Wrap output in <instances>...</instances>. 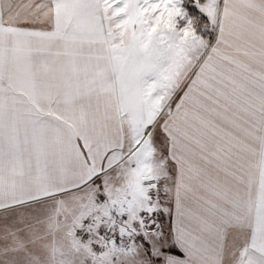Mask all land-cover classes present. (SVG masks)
Masks as SVG:
<instances>
[{"label": "snow or ice", "instance_id": "snow-or-ice-1", "mask_svg": "<svg viewBox=\"0 0 264 264\" xmlns=\"http://www.w3.org/2000/svg\"><path fill=\"white\" fill-rule=\"evenodd\" d=\"M0 264H264V0H0Z\"/></svg>", "mask_w": 264, "mask_h": 264}]
</instances>
